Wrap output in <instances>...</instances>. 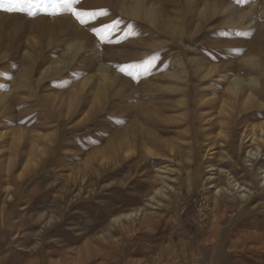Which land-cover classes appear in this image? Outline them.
<instances>
[{"label":"rangeland","instance_id":"obj_1","mask_svg":"<svg viewBox=\"0 0 264 264\" xmlns=\"http://www.w3.org/2000/svg\"><path fill=\"white\" fill-rule=\"evenodd\" d=\"M139 1L82 0L78 9L107 12L88 27L67 14L0 12V264H264V187L244 171L250 149L218 143L220 130L207 134L213 118L196 109L200 99L214 113L231 102L227 79L239 73L227 72L228 55L236 48L242 63L264 41V0ZM144 3L157 13L146 14ZM234 12L246 14L233 22ZM114 21L113 43L90 31ZM129 31L136 35L124 38ZM210 56L215 75L197 77L196 60ZM149 60L139 83L120 71ZM238 119L237 146L246 126L264 124ZM148 133L182 142L181 158L164 160L160 141L151 148L157 156H147L137 140ZM122 135L136 142L126 160L115 151ZM228 153L234 158L224 159ZM164 166L181 169L185 185L152 207L141 183L158 184ZM218 168L223 179L236 176L251 189L250 208L230 202L233 211L223 203L214 210ZM242 190L234 188L235 197ZM128 213L130 220L114 221Z\"/></svg>","mask_w":264,"mask_h":264},{"label":"bare ground","instance_id":"obj_2","mask_svg":"<svg viewBox=\"0 0 264 264\" xmlns=\"http://www.w3.org/2000/svg\"><path fill=\"white\" fill-rule=\"evenodd\" d=\"M214 8L216 9V5L214 6ZM143 10L145 11L146 14L153 15L157 13L158 8L154 3H151L149 5L148 3H144ZM202 12L207 13V8L203 9ZM236 13L237 12H234L233 13L234 17L231 18L233 22L240 21L239 19H242L243 15L246 14V13L244 14H241V13L236 14ZM245 16L247 17V15ZM152 22H153V25H156L154 20ZM249 22H251V19L247 20V23ZM253 45L254 46L251 48L250 52L248 53L249 55L247 56V58H245L242 61V63L237 62L238 60L235 61L236 56L239 54V53H236V48L233 49V51H231L230 54L228 55L229 56L228 59L231 60V66L230 68H228L227 72L233 73V74L244 73L246 75H249L250 77V80L246 81V79L244 80L238 77L239 76L238 74L234 78L230 77L227 79L228 81L227 83L230 82V86H231L230 90L227 92L228 98L231 100V102L226 103V105L224 106H221L222 108L220 109V111L218 110L216 113H214V112H211V110L215 111L216 109L215 106L211 104L210 102L205 101L204 99H200V102H198L196 109L199 111L200 110L207 111L206 112L207 116L211 117V119L213 118L208 123L207 134L210 135L214 133V131L220 130V135L218 136V140H219L218 143L225 144L227 147L230 148V151H237V150L243 151L244 145H248V149L250 150L249 152H247V155L245 157L247 165L244 171H247V176L251 174L253 176V179H256L260 187H264V153H263L264 152V124H260L258 126L256 125L246 126L241 136V143L238 146L236 145V141L234 140V135L232 131L234 129V126L237 124L239 120L238 115L241 116L242 122L247 121V120L255 121L257 119L264 118V104H258L255 100V97L257 96L262 97V94L264 93V41H257L253 43ZM75 46L77 47V49L83 48L82 47L83 45H81V43L79 42H77ZM75 46L74 47L71 46L72 48H70V50H73ZM216 60H217L216 56H210L209 60L197 59L196 60L197 77L212 78L215 75L217 68L214 67L211 63ZM108 77H109L108 74L104 70L103 80L101 81V84L104 87H107L109 85ZM186 106L188 107V103H186ZM165 122L167 123L166 125H168V123L171 124V122L169 121H165ZM179 125L180 123L176 124L175 127L178 128ZM163 128H166V127L164 126ZM212 137L210 139L214 142ZM141 141L143 144L141 147L144 148L145 151H147V156H157L156 154L152 152L154 150L151 148L155 147L156 143H159V141L161 145V151H165V154H167L165 155L164 153H162L163 154L162 157L167 162H170L173 164L178 159H180L182 156V151H181V149L183 148V145L181 144L182 142L170 143V142H165L160 139L158 141V139L152 133H148L144 137L143 136L139 137L137 142L141 143ZM135 144L136 142L133 136L122 135L119 137V141L117 143V147L115 151H118L120 153V156L123 157L124 160H126L127 158H130V156L132 157V155H134V154H130V151H128V148L130 146L135 147ZM230 157L234 158L230 153H228V155L224 157V159L226 158L229 159ZM142 159H143V156L140 154L138 156V161L131 168L132 172L137 171V168L140 162L142 161ZM101 164L104 166V163H101ZM233 164L235 166L238 165L235 161L233 162ZM210 171H214V170L211 169L208 172ZM215 171H217V174H219L220 177L214 178L213 180L214 190H215L213 193L215 194L213 195V199H212L213 205L212 206L214 210H221L220 206H222V203L224 204L223 206L225 208L224 212L227 210L228 211L232 210L231 208L232 204H230V202L235 203V207L239 209L241 208V204L243 203H245L243 207L246 208V210L248 207L250 208V205H251L250 203L253 199V197H250L251 189L247 190V185L240 183L236 179V176L232 177L234 181L231 182L230 179L225 180L221 177V174L223 173V171L220 170V168L216 169ZM156 173L159 178V182H157L158 184H153L150 179H148L147 181L145 180L146 182L141 183L143 187H146V189L149 190L147 192L148 193L147 205H152V207L155 206L153 204L154 202L156 203V205L160 206L162 203L160 201L161 198H166L168 200L171 199V197L168 196L167 191H172L174 194V193L180 192L181 191L180 187L185 185L182 180L183 179L182 171L179 168L176 169L174 168V166L172 167L164 166L158 169ZM172 174H175V177H172ZM232 175L233 173L229 171V176H232ZM211 178L212 177L210 176L207 178V180H210ZM186 186L189 190L191 189L190 184ZM234 188L235 189L237 188L238 190L243 189L242 192H240V196L235 197L236 195L233 193ZM134 189H136V187ZM135 191L136 190H134V192ZM239 198H240V201L235 202ZM249 210L250 209H248V211ZM142 211L144 210L142 209ZM133 215H134L133 213L123 214L121 217L116 218L114 221L118 224H123L125 221L130 220L133 217ZM221 217L223 218L224 216H221ZM141 225H142V222L138 223V230H141L142 228ZM214 231H217V230L214 229ZM122 232L124 235L127 234L126 228L122 229ZM212 237L216 239L217 236L213 235ZM263 238H264V235H263Z\"/></svg>","mask_w":264,"mask_h":264},{"label":"snow or ice","instance_id":"obj_3","mask_svg":"<svg viewBox=\"0 0 264 264\" xmlns=\"http://www.w3.org/2000/svg\"><path fill=\"white\" fill-rule=\"evenodd\" d=\"M82 0H0V12L5 14H21L26 18H36L38 15L55 17L62 14L72 16L81 26L88 27L89 23L99 17L107 15L105 10L90 11L81 10L76 7ZM248 0H239V3H247ZM119 21L112 24H106L101 27H92L90 31L104 43H113L111 32L118 26ZM131 27V26H129ZM128 35H136L129 31ZM119 43L120 40L115 41ZM155 57H153L154 59ZM151 61H145L144 64H130L120 68V71L130 76L139 83V76L149 72Z\"/></svg>","mask_w":264,"mask_h":264}]
</instances>
